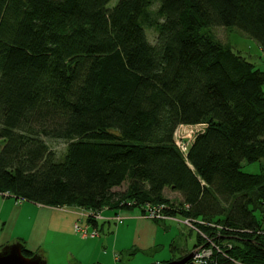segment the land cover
I'll list each match as a JSON object with an SVG mask.
<instances>
[{
	"label": "trees",
	"instance_id": "16d2710c",
	"mask_svg": "<svg viewBox=\"0 0 264 264\" xmlns=\"http://www.w3.org/2000/svg\"><path fill=\"white\" fill-rule=\"evenodd\" d=\"M111 2L0 0V195L104 216L162 205L210 251L186 264H264V71L211 32L264 54V0ZM196 125L182 154L174 133Z\"/></svg>",
	"mask_w": 264,
	"mask_h": 264
},
{
	"label": "rangeland",
	"instance_id": "374dc122",
	"mask_svg": "<svg viewBox=\"0 0 264 264\" xmlns=\"http://www.w3.org/2000/svg\"><path fill=\"white\" fill-rule=\"evenodd\" d=\"M116 1L117 0H113L110 5H113ZM211 32L217 42L225 46H230L233 51L238 52L242 57L246 58L247 61L254 64L255 68L264 71V54L259 50L257 43L245 33L239 31L238 29L226 30L220 27L212 29ZM154 36L155 33L153 30L147 31V37L150 41L154 39ZM188 141L189 139H187V142ZM48 143L50 148L55 151L57 155L64 151V142L49 141ZM242 170L248 174H256L260 171V166L259 163L250 165L243 163ZM126 185L127 183H124L120 188H116L114 190L116 192H124ZM165 196L171 201V203H174V205H177L182 200L180 194L172 192L171 190L166 191ZM12 199L13 198L11 197V200ZM11 200L10 203L5 204L7 213H9L11 209ZM18 202L20 204L24 203V201L20 200H18ZM32 204L33 203H24V207L20 208L21 211L14 212L15 218H17V214H20L18 227L22 222L20 231L16 228V231L13 232L14 234L18 233L26 235V216L33 219L34 215L38 214V210ZM133 210L135 211V214L140 213L137 209ZM44 212H46L48 217L54 211L48 209ZM57 212L62 213L61 211ZM133 213L134 212L132 211L130 216H132ZM110 214L112 216L114 215L112 212ZM47 217L45 218L47 219ZM134 221H124L123 226L111 224L109 228L105 223L103 224V228L100 230L99 236L96 237L94 241H91L92 239L90 238L82 239L79 234H76L78 237L75 236V238L72 239L73 237H70L67 234L61 232L55 233L44 229V231L39 233L38 236L34 238V242L38 243L41 240L45 241L41 245V249L42 251L44 250L45 253L41 254V251L39 253L43 256L45 255L44 257H48L49 264H68V250L75 251L78 260L81 261L80 264H88L89 261L94 264H154L160 261L172 262L192 252L193 246L196 244L198 235L197 231L186 226L184 224L185 220H183L180 215H177L173 219L158 220L157 223L152 220H146L149 223L145 233V248L136 246L138 251L134 255H130L128 252H121V247L127 243L129 239L128 235L130 236V232L135 224ZM116 231L118 232L115 235ZM13 243L14 240H7L2 248ZM129 249L132 248L130 247ZM114 250H116V252ZM114 252L118 253L117 255L120 258L117 259V262L115 263L113 256ZM68 259L70 260L69 254Z\"/></svg>",
	"mask_w": 264,
	"mask_h": 264
},
{
	"label": "crops",
	"instance_id": "0c3cea01",
	"mask_svg": "<svg viewBox=\"0 0 264 264\" xmlns=\"http://www.w3.org/2000/svg\"><path fill=\"white\" fill-rule=\"evenodd\" d=\"M166 191H169V190L165 189L163 191V196L165 198H167L165 196ZM7 200H9V201H7ZM10 200H11V197H9L7 195H0V248H2V246L5 245V242H7V240H14L13 244H15V243L23 244L27 251H29L31 253H37L40 257L43 258V260H45V262L47 261L49 264L48 257L47 256L44 257L45 255L44 256L41 255V254L45 253V251L44 250L42 251V249H41L42 248L41 245L45 241L41 240L40 242L36 243V242H34V238H36V236H38L39 233L44 231V229H46V231H51V232H55V233L61 232V233L67 234L68 236L73 237L72 239H74L75 236H77L76 235L77 233L74 232V223L77 221L78 214L82 211L81 209H77V208H49V207L46 208L45 206L42 207V206H40V205L38 206L36 204H32V205L36 207V209L38 210V214L34 215L33 219H31V217H29V216L28 217L26 216V218H25L26 225H27V233H25L26 235H22V234H18V233L14 234L13 232L16 231V228L19 229V231H20L21 225H22V222H21L20 226L18 227V225H19L18 220H19L20 214L19 215L17 214V218H15L14 212L21 211L20 208L24 207V203H28V204H31V203L24 201V203L20 204L15 199L14 200L12 199L10 212L7 213L5 204L10 203ZM48 209H51L54 212H52V214H50L47 217L46 212H44V211H46ZM42 210H44V211H42ZM57 211H61L62 213L57 212ZM132 211L134 213L132 214V216H130V213H132ZM102 216H104V215H102ZM114 216H118V217L122 218V222L119 224V223H116L114 221H108V223H106L108 228L111 226V224L123 226L124 221H127V220H130V221L135 220L136 221V222L134 221L135 224L133 226V229L130 232V236L127 234L129 239H128L127 243H125L121 247V249H122L121 252H128L130 255H134L138 251L137 250L138 248H136V246L140 247V248H145V233L147 231L148 223H149L146 220H150V219L146 218L141 213L135 214V211L130 210V209L129 210H121L118 212V214H116V215L114 214L113 216L108 213L104 217L106 219H110V218H113ZM45 217H47V219ZM155 223H157V222H155ZM103 224H105L103 221H101V223L97 222V228L99 230V233H100V229L103 228ZM117 232L118 231L115 232V235ZM82 239H88V238H82ZM94 240H95V238H93L91 241H94ZM95 242H97V241H95ZM148 245H149V243H148ZM27 247H28V249H27ZM130 247L132 249H129ZM114 251L116 252V250H114ZM115 252L113 255L114 256V263L117 262V259H120L119 256L117 255L118 253H115ZM121 252H119V253H121ZM68 254H69L70 260L68 259ZM47 262H46V264H47ZM163 262L164 261H160L158 263H163ZM67 263L68 264H80L81 263V261L78 260L77 254L75 253L74 250H68V252H67ZM88 264H94V263H90V261H89Z\"/></svg>",
	"mask_w": 264,
	"mask_h": 264
},
{
	"label": "built area",
	"instance_id": "2783aa9c",
	"mask_svg": "<svg viewBox=\"0 0 264 264\" xmlns=\"http://www.w3.org/2000/svg\"><path fill=\"white\" fill-rule=\"evenodd\" d=\"M203 130V126L196 125V126H179L175 133H174V143L177 149L182 153L186 154L188 151V147L190 146L191 142L193 141L196 134ZM187 139L189 141L187 142ZM164 206H151L148 205L144 208V216L150 220H166V219H173L163 214ZM92 220L94 222H108L114 221L116 223H121L122 218L118 216H114L113 218L106 219L102 216V212H91V211H84L82 210L78 214V219L74 223V232L79 234L82 238H96L99 236V230L97 227H92L88 222ZM184 224L191 229H195L193 226V222L191 220H185ZM92 227V230H91ZM194 256L193 259L195 262H199L204 257H208L210 255V251L206 250L202 247L197 248L193 251Z\"/></svg>",
	"mask_w": 264,
	"mask_h": 264
},
{
	"label": "water",
	"instance_id": "95a60500",
	"mask_svg": "<svg viewBox=\"0 0 264 264\" xmlns=\"http://www.w3.org/2000/svg\"><path fill=\"white\" fill-rule=\"evenodd\" d=\"M26 250L23 244L15 243L8 246H5L0 249V264H46L45 260L39 255H32L31 257H26L23 254V250ZM194 256V253L191 252L189 255L172 262L166 263H154V264H186Z\"/></svg>",
	"mask_w": 264,
	"mask_h": 264
},
{
	"label": "flooded vegetation",
	"instance_id": "af4514ba",
	"mask_svg": "<svg viewBox=\"0 0 264 264\" xmlns=\"http://www.w3.org/2000/svg\"><path fill=\"white\" fill-rule=\"evenodd\" d=\"M23 253H26V252L23 251ZM25 256H26V255H25ZM26 257H31V256H26Z\"/></svg>",
	"mask_w": 264,
	"mask_h": 264
}]
</instances>
